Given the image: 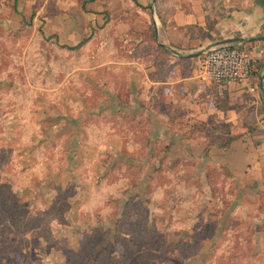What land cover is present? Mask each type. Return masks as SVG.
<instances>
[{"label": "rangeland", "instance_id": "rangeland-1", "mask_svg": "<svg viewBox=\"0 0 264 264\" xmlns=\"http://www.w3.org/2000/svg\"><path fill=\"white\" fill-rule=\"evenodd\" d=\"M94 1L0 0V264H264V190L213 164L228 127L181 80L204 55L172 64L155 9Z\"/></svg>", "mask_w": 264, "mask_h": 264}, {"label": "crops", "instance_id": "crops-1", "mask_svg": "<svg viewBox=\"0 0 264 264\" xmlns=\"http://www.w3.org/2000/svg\"><path fill=\"white\" fill-rule=\"evenodd\" d=\"M86 1L88 0H84ZM97 2H87L84 4L83 11L94 13L97 17L104 12L112 13L115 10L124 11V13L127 10H133L142 14L148 9L151 11L155 9V15L158 18V23L154 21L156 42L164 51L173 49L181 52L179 55L171 54L174 56L170 58L172 64L200 59L202 54L198 53L204 48L234 38H242L243 41L228 43L229 45L241 46L253 59L264 61V0H218V2L212 0L211 4L204 0H155L154 2L152 0H97ZM98 4L100 7H97ZM62 24L64 28L61 26L58 29H65L67 26L78 27L75 18L68 22L64 21ZM122 25L124 26L125 22ZM132 25L138 26L137 23L129 26L132 28ZM91 26L96 28L93 24ZM194 26L199 27L202 34L207 32L204 39L193 34ZM88 28H91L90 24ZM59 36L60 42L69 44L63 40L60 32ZM188 50V53H182ZM140 58L139 52L134 50L132 62L123 61V67L134 65L137 66L135 69L140 68L144 73L147 72L146 83L149 86L151 84L153 90L158 85H171L169 89H173L172 86L175 84L173 81L168 78L162 81L153 77V74H156L155 63L145 65ZM177 67L168 68L170 71L168 75L178 71ZM185 70L184 67H180L181 80L185 81V88L188 87L186 82L193 79L198 84V93L202 92L210 105V113L207 117L209 120L201 117L200 121L207 122L211 119L218 125L227 126L231 135L237 136L224 149L211 147L209 156H212L213 164L227 168L232 174L239 173L237 166H244L241 172L258 182L264 190V92L261 91V79L253 76L246 83L232 84L225 89H219L205 77L202 65L201 70L195 67L189 73ZM131 73L134 74L135 79L137 73L134 70ZM256 80H258V86ZM201 83L204 84L201 85ZM132 86L133 92L136 91L138 95L139 87L135 89L134 84ZM150 96L155 98L152 93ZM249 126L254 127L253 132H250Z\"/></svg>", "mask_w": 264, "mask_h": 264}, {"label": "built area", "instance_id": "built-area-1", "mask_svg": "<svg viewBox=\"0 0 264 264\" xmlns=\"http://www.w3.org/2000/svg\"><path fill=\"white\" fill-rule=\"evenodd\" d=\"M202 70L205 77L219 89L246 83L257 71L253 58L241 46L218 44L205 49ZM264 92V79L260 81Z\"/></svg>", "mask_w": 264, "mask_h": 264}, {"label": "trees", "instance_id": "trees-1", "mask_svg": "<svg viewBox=\"0 0 264 264\" xmlns=\"http://www.w3.org/2000/svg\"><path fill=\"white\" fill-rule=\"evenodd\" d=\"M204 1H206V0H204ZM218 1V0H217ZM207 2V1H206ZM161 18V17H160ZM150 25H151V28H152V31H153V33H152V39H153V41L156 43V37H155V27H154V23L152 22V23H150ZM197 27V26H196ZM194 28H195V26H194ZM193 28V29H194ZM196 29V28H195ZM198 30H200L199 29V27H198ZM206 35H207V32H204L203 33V37H206ZM47 40H49V39H47ZM60 47H63L64 49H67V50H75V49H77L80 45H76V46H73V47H71V46H66V45H59ZM158 48L161 50L162 48L160 47V46H158ZM162 51L164 52V50L162 49ZM253 63L255 64V66H256V68H257V71L256 72H254V73H252V77L254 76V77H257V78H260V76H261V73L264 71V61H259V60H255V59H253ZM227 127V126H226ZM225 131V134L224 133H222V130H219V129H217V130H215V135L216 136H218V134H222V135H226V140L222 143V144H218V146L217 145H212V146H216V147H218V148H220V149H224V148H226L237 136H233V135H231V133H230V130H229V128H225L224 129ZM249 130H250V132H253V130H254V127H251V126H249ZM218 166V165H217Z\"/></svg>", "mask_w": 264, "mask_h": 264}, {"label": "water", "instance_id": "water-1", "mask_svg": "<svg viewBox=\"0 0 264 264\" xmlns=\"http://www.w3.org/2000/svg\"><path fill=\"white\" fill-rule=\"evenodd\" d=\"M153 2L155 0H152ZM243 41L242 38H234V39H230V40H227V41H223L222 43L220 44H228V43H236V42H241ZM169 49V48H168ZM206 49V48H205ZM205 49L201 50L198 54H203ZM169 51H171L173 54H176V55H179V53L173 49H169ZM260 79L263 80L264 79V71L261 73V76H260ZM261 91L263 92V88L261 86Z\"/></svg>", "mask_w": 264, "mask_h": 264}]
</instances>
